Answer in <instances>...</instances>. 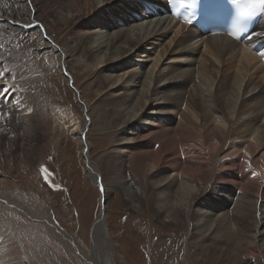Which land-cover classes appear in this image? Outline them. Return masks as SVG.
Wrapping results in <instances>:
<instances>
[{"label": "bare ground", "instance_id": "obj_1", "mask_svg": "<svg viewBox=\"0 0 264 264\" xmlns=\"http://www.w3.org/2000/svg\"><path fill=\"white\" fill-rule=\"evenodd\" d=\"M149 1L0 0L2 156L19 157L24 150H32L34 156L44 137L33 116L39 113L41 101L46 105L51 102L50 91L36 90L38 77L47 72L39 63L41 54L35 53L38 47L58 49L60 58L82 51L92 65L76 74L77 78L93 69L97 89L117 85L115 92L104 94L91 107L104 128L120 133L115 134L118 157L107 156L103 161L107 175L110 172L104 177L109 187L102 192L101 213L94 222L89 264H114L106 245L103 261L96 253L97 244L104 242L111 227L106 205L110 187L123 193L130 210L139 213L148 208L161 225L186 223L190 236L223 238L227 235L224 226L229 225L226 231L232 229L229 217L245 223L252 213L258 219L252 239L264 236V127L254 134L259 127L254 131L252 126L258 109L264 111L259 102L264 93V66L253 53L225 37H202L162 15L146 18L140 14L141 6ZM153 1L164 4L163 0ZM60 27L67 30L63 39L58 37ZM131 64L134 73L125 79L118 75L115 81L116 69ZM9 73L13 81L6 79ZM118 91L121 95H115ZM91 96L89 101L94 100ZM62 116L59 118L64 124H72L70 118ZM87 124L81 119L69 126L76 130L87 172L93 179L97 170L86 153ZM126 162L131 172L134 163L139 168L140 173L134 172L144 197L132 189L134 180L123 173ZM6 180L0 176V201L23 211L22 206L1 196L9 189ZM233 189L240 192L235 200ZM28 216L45 222L54 237L72 248L66 232L51 217L38 213ZM227 238L224 246L231 245ZM255 244L249 251L259 252L263 260L264 241L260 247ZM224 246L215 249L222 251ZM223 253L224 259L232 256ZM0 264H4L1 256Z\"/></svg>", "mask_w": 264, "mask_h": 264}, {"label": "rangeland", "instance_id": "obj_2", "mask_svg": "<svg viewBox=\"0 0 264 264\" xmlns=\"http://www.w3.org/2000/svg\"><path fill=\"white\" fill-rule=\"evenodd\" d=\"M51 32L56 34L54 29H51ZM66 34L67 30L60 27L58 37L63 39ZM38 48L34 52L41 54L39 63L47 72L42 76L38 75L39 83H37L36 90L39 91L41 88V92L43 90V92L50 91L48 96H50L51 102L46 105L41 101L37 105L38 107L36 106L41 112L33 115L38 121L36 124L38 130L40 129L38 132L44 136L40 140L38 153L32 156V150H24L23 155L19 157L11 155L4 157L0 153V176L7 179L9 184L8 191L3 192L1 196L6 197L4 200L17 203L23 208V211L19 212L13 206L0 201V238L2 237L0 256L4 264H89L87 256L94 247L92 230L102 209L103 193L99 190L100 178H102L105 188L107 184L104 177L110 176V172L107 175L103 167V161L107 156L118 157L115 134L120 133L119 131V133L113 134L112 128H104L100 124V120H97V115L91 107L96 99L103 97L104 94L115 92L117 85L110 88L111 90L109 88L97 89L94 81L96 71L93 69L90 70L91 73L89 71V75L77 78L76 74L81 75L89 65H92V62L85 58L86 54L82 51L71 57L67 55L60 58L58 49L43 46ZM62 48L65 49L63 46ZM166 58L167 56L164 57V59ZM131 65L117 68V72L114 73L115 81L118 80V75H124L123 79H125L134 73V70H131L134 65ZM6 79L14 80L10 73L7 74ZM190 86L186 87L187 93ZM45 87L49 89L47 90ZM116 94L121 95V91ZM90 96H94L93 101H89ZM259 102L263 104H261L263 107L264 93ZM258 112V118L252 126L254 131L255 127H259V129L254 134L264 127V111H261L260 108ZM60 114L67 120L70 118L72 124L69 125L71 126L77 124L81 119L88 121L85 140L88 146L86 153L88 161L97 170L96 177L93 179L87 172L76 130L68 124H64L61 117L59 118ZM252 117L256 118V116ZM105 120L103 119V122ZM118 143L121 144L123 141ZM129 165L130 163L126 162L122 171L128 177L127 179L134 180L132 189L144 197L146 193L136 179L135 172L140 173L139 168L134 163L136 171L132 170L133 172H131ZM41 166L52 173L51 182L58 188L54 189L45 183L40 172ZM256 173L253 172L254 175ZM109 191L110 198L106 205L111 227L109 235L106 238L103 237L104 242L101 240L97 244L96 253L100 261H103L106 256L104 253L106 245V249L111 250L108 255L110 254L109 258L114 264L264 263L259 252L252 253V255L249 251L251 245L257 242L260 247L264 241V236L258 239L256 236V241L252 239L257 226L256 221H258L253 213L245 223L235 222V219L229 217L228 221L232 229L226 231V228H229L227 224L223 231L228 235L226 242L231 245L224 246L222 243L225 242L227 235L219 239H212L205 235L190 236L186 223L183 225H161L149 214L148 208L139 213L130 210L119 189L112 191V187H110ZM231 192L235 194L232 197L234 200L240 193L235 189ZM216 200L222 203L221 199L217 198ZM251 201L254 203L256 199L253 197ZM140 205L143 207L142 203ZM203 205H206V202ZM229 208V213H231L233 205ZM203 210H207V207L204 206ZM37 213L51 217L52 222L66 232L72 242V248L65 246L54 237L45 222L43 223L38 217L28 216V214ZM177 235H180V238ZM219 245L224 246L222 251L215 249V246ZM223 252H228L232 256L224 259Z\"/></svg>", "mask_w": 264, "mask_h": 264}, {"label": "snow or ice", "instance_id": "obj_3", "mask_svg": "<svg viewBox=\"0 0 264 264\" xmlns=\"http://www.w3.org/2000/svg\"><path fill=\"white\" fill-rule=\"evenodd\" d=\"M181 3L185 7H190V5L186 4L184 0H181ZM230 3L233 6L237 7V20H243L248 17L255 16L257 14H264V0H247V3L242 4V0H230ZM188 22V21H186ZM229 36H232L233 38H237L234 34V32L229 31ZM2 75V73H0ZM5 91H7V88H5ZM40 172L44 178L45 183H48L51 187L58 188L57 185L52 184L51 182V175L52 173L49 172V170L43 166L40 168ZM101 192H103L105 189L103 187L102 178H100V189Z\"/></svg>", "mask_w": 264, "mask_h": 264}]
</instances>
